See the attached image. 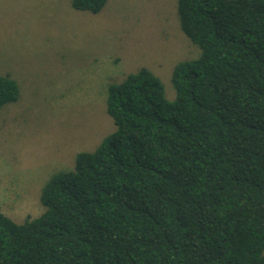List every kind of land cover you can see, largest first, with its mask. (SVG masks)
I'll return each mask as SVG.
<instances>
[{"label":"trees","instance_id":"trees-1","mask_svg":"<svg viewBox=\"0 0 264 264\" xmlns=\"http://www.w3.org/2000/svg\"><path fill=\"white\" fill-rule=\"evenodd\" d=\"M177 2L200 53L174 65L175 98L144 67L109 83L115 128L48 180L39 216L0 212V264H264V0ZM19 97L0 75V109Z\"/></svg>","mask_w":264,"mask_h":264},{"label":"rangeland","instance_id":"rangeland-1","mask_svg":"<svg viewBox=\"0 0 264 264\" xmlns=\"http://www.w3.org/2000/svg\"><path fill=\"white\" fill-rule=\"evenodd\" d=\"M177 1L108 0L93 14L71 0H0V75L20 88L0 109V212L17 224L39 216L48 180L113 131L109 83L144 67L175 98L174 65L200 53Z\"/></svg>","mask_w":264,"mask_h":264}]
</instances>
